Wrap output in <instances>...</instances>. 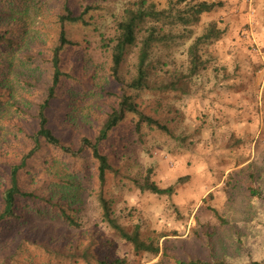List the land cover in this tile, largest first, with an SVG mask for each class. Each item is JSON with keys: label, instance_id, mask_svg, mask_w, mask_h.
Listing matches in <instances>:
<instances>
[{"label": "rangeland", "instance_id": "1", "mask_svg": "<svg viewBox=\"0 0 264 264\" xmlns=\"http://www.w3.org/2000/svg\"><path fill=\"white\" fill-rule=\"evenodd\" d=\"M62 1H30L26 23L0 17V33L23 45L29 43L19 54L36 57L42 77L39 85L48 75V47L56 37L53 15ZM123 1L101 4L118 10ZM148 1L157 9L170 2L173 9L201 1L215 3L186 27L170 26L172 32H185L187 37L178 38L171 47L152 49L149 80L153 88L141 93L137 102L144 112L165 122L170 133L152 130L135 139L124 129L109 135V160L116 175H106V189L114 199V215L127 230L138 225L142 236L157 243L158 252L134 254L131 245L102 221L90 190L97 182L90 152L81 146V139L97 133L121 86L110 75L107 53L95 46L84 53L63 54L61 69L72 80L59 84L58 99L47 113L53 133L77 157L54 148H43L41 153L58 158L64 178L74 175L82 186H88L80 191L78 202H65L76 208L79 226L50 217L35 219L21 229L8 225L0 230V264H44L47 260L83 264L84 255H125L131 264H174L177 259L194 258L245 264L264 256V0ZM70 4L80 11L77 0ZM104 11L92 10L91 19L108 34L111 20ZM210 29L217 36L201 39L196 49L204 67L197 75L181 78L178 85L183 91H160L159 85L187 75V47ZM67 30L71 38L83 31L72 26ZM88 37L94 46L96 36ZM135 53L133 48L124 58L120 72L126 80L134 73ZM6 59L0 58V95L11 94V106L0 109L1 175V163H12L22 150V133L33 130L31 115L42 96L39 87H31L38 77L17 66L16 59L5 69ZM68 90L76 94L69 96ZM124 133L129 136L126 141L122 140ZM147 172L160 187L186 178L174 185L170 196L157 195L136 187ZM54 173L46 174L36 165L32 178L26 173L20 178L26 189L49 196L63 189ZM5 185L0 178V191ZM208 204L222 220L210 212Z\"/></svg>", "mask_w": 264, "mask_h": 264}, {"label": "trees", "instance_id": "2", "mask_svg": "<svg viewBox=\"0 0 264 264\" xmlns=\"http://www.w3.org/2000/svg\"><path fill=\"white\" fill-rule=\"evenodd\" d=\"M30 1L32 0H0V17L8 21L18 18L26 23L28 20L27 6ZM77 1L81 7L80 11L76 12V9L71 6L70 0H63L59 5V9L53 15L52 25H55L54 32H56V37L48 47V57L46 58L48 75L43 81V85L38 84L42 81V77H39L37 72L40 67L35 61L36 57L30 53L19 54L21 49L27 50L29 43L24 42L23 45V42L16 41L11 36H6L5 33H0V58H7L5 69L11 67L14 64V59H16L17 66L22 69H29L33 76L38 77L31 87H39L42 91V96L36 102L34 113L31 115L34 128L31 132L24 131L22 133L25 139L22 150L12 163L6 165L1 163L2 175L0 174V178L1 182H5L6 185L0 191V230L5 229L8 225L21 229L35 219L45 221V217H50L67 226H79L74 217L76 208L70 206L72 203L66 204L65 202H70L71 200L78 202L80 191H85L88 186H82L84 183L74 175L64 178L62 171L58 170V158L56 156L42 155L41 153L54 148V150H60L68 155L74 154V157H77V152L63 145L60 138L53 133L47 113L52 103L58 99L57 89L59 84L65 79L72 80L68 72L61 69L63 54L71 51L84 53L90 48L97 46L107 53L110 62V75L121 86L119 94H116L117 100L115 104L105 113L97 133L92 138L82 137L81 139V146L90 152L97 182L90 190L96 200L102 221L116 235L131 245L134 254L140 255L143 252L156 254L158 245L152 237L142 236L138 225L133 226L130 230L125 229L117 222L114 215V199L107 196L108 189H106V175L109 173L116 175V171H114L109 160L111 151L109 135L115 130L124 129L125 132L133 134L135 139H141L143 133L152 130L163 134L170 133V128L165 122L144 112L139 108L137 102V97L141 93L153 88L149 80L153 66L151 60L152 49L157 45L162 48L171 47L178 38L187 37L185 32H172L170 26L186 27L191 22L196 21L200 13L211 10L215 3L201 1L186 7V9H173L170 2L167 7L157 9L154 3L148 0H124L120 8L114 10L102 6L101 2L105 0ZM117 2L118 0H114L115 4ZM102 9L105 10L106 17L111 20L112 31L108 34L104 32L101 26L97 25L95 20L91 19L92 10L101 12ZM167 25H169V28L165 29ZM67 26L78 27L83 31L71 38L69 37ZM40 32L36 33V37H39ZM90 34L96 36L94 46H92L88 37ZM24 35H26L25 31ZM211 36H217L213 29L208 30L205 35L197 37L196 40L189 44L187 47L189 61L187 75H179L178 78L176 77L159 85L160 91L172 88L183 91V87L178 85L181 78L197 75L204 67V61L197 54V43L201 39L206 40ZM133 48L136 49L134 73L126 80L122 77L120 71L125 56ZM66 92L69 96L76 94V91L68 90ZM8 102H11V94L8 95V92L1 94L0 109L10 107L11 105ZM16 128L21 129L20 127ZM128 138L127 133H124L122 140L126 141ZM43 148L46 149L43 150ZM36 165H40V168L46 174L54 171L53 177L61 183L63 189L49 196H40L35 191L26 189L20 176L22 173H26L27 176L32 178ZM149 172L144 175L141 181L136 182V187L140 191L157 195L170 196L174 192V185L186 178L179 177L174 184L160 187L150 179ZM62 201L64 203H61ZM207 208L217 219L222 220L215 207L208 204ZM83 259H85L83 264H131L125 255L114 257H107L106 255H88L86 257L84 255ZM70 263L72 262L70 261ZM44 264L57 263L47 260ZM174 264L235 263L223 258L213 260L194 258L177 259ZM245 264H264V256Z\"/></svg>", "mask_w": 264, "mask_h": 264}]
</instances>
